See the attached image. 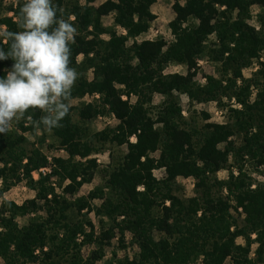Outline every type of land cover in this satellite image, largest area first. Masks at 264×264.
<instances>
[{
	"label": "trees",
	"instance_id": "trees-1",
	"mask_svg": "<svg viewBox=\"0 0 264 264\" xmlns=\"http://www.w3.org/2000/svg\"><path fill=\"white\" fill-rule=\"evenodd\" d=\"M83 1L54 0L66 19L74 16L79 31L72 45L71 66L80 74L73 99H99L71 106L63 127L50 131L68 158L56 159L51 173L40 174L38 180L33 173L49 163L39 149L27 151L26 135L43 144L49 131L22 119L7 135L0 134V199L24 181L36 192L30 205L2 200L4 264H96L116 238L124 246L126 232L139 251L132 260L113 254L110 264H264V185L252 189L253 181L243 170L247 161L258 172L264 166V0H174L176 17L167 26L171 39L133 40L131 46L129 39L149 31L157 0H106L98 6L97 0ZM24 2L5 7L0 0V26L6 31L21 30L18 15ZM11 12L13 17L7 15ZM108 16L126 36L103 25ZM254 19L259 31L252 26ZM0 47L7 51V41L0 38ZM203 60L216 66L217 75H204L206 82L200 84L196 77ZM256 62L259 69L245 78L243 71ZM13 63L0 61V78ZM172 64L187 67V74H165ZM183 94L190 102L216 103L226 111L227 122L200 126L194 118L187 121L179 99ZM155 95L164 98L159 106L153 105ZM29 114L33 120L42 115L31 109ZM106 115L114 116L118 125L92 133L88 124ZM108 145L127 151L110 156V164L100 169L95 156ZM224 168L231 169L230 176L219 181L216 174ZM159 169L165 170L163 180L154 176ZM97 173L104 184L76 197ZM54 177L60 194L51 183ZM179 178L195 180V196L175 194ZM240 209L245 215L241 227L232 214ZM91 213L99 227L79 218ZM26 217L28 223L20 227L17 219ZM239 238L244 245L237 244ZM91 245L96 250L85 258L83 248Z\"/></svg>",
	"mask_w": 264,
	"mask_h": 264
},
{
	"label": "clouds",
	"instance_id": "clouds-1",
	"mask_svg": "<svg viewBox=\"0 0 264 264\" xmlns=\"http://www.w3.org/2000/svg\"><path fill=\"white\" fill-rule=\"evenodd\" d=\"M20 31H0L7 51L0 47V61L14 63L0 78V134L15 123L32 120L36 128L63 127L71 111L72 90L80 74L72 67V45L78 28L54 0H25L18 15ZM42 115L33 120L29 110Z\"/></svg>",
	"mask_w": 264,
	"mask_h": 264
},
{
	"label": "rangeland",
	"instance_id": "rangeland-1",
	"mask_svg": "<svg viewBox=\"0 0 264 264\" xmlns=\"http://www.w3.org/2000/svg\"><path fill=\"white\" fill-rule=\"evenodd\" d=\"M16 0H5V7L6 5L11 4L12 2L15 3ZM25 1V0H24ZM67 1H72L75 2L76 0H67ZM80 3H84L83 0H78ZM106 0H97L95 3V6L100 5L101 3L105 2ZM173 3L174 0H157L155 4L151 7V12L154 15L155 19L150 23V28L147 34L141 35L140 37H137L135 39H129L127 42V46H131L133 44V40L136 42H142L144 40H153V41H158L160 39H163L165 41H169L171 38H169L167 26L169 25L170 22H172L176 15L173 11ZM255 13L254 15H257L259 13L258 8H254ZM9 17H13V13H8L7 14ZM1 18V14H0ZM72 20H74V16L71 17ZM16 21V19H15ZM103 25L105 27H108L110 29H114L116 33L119 36H126L127 31L122 28L119 25L114 24V19L112 16L104 17L103 20ZM252 26L256 29V31L260 30V24L257 22V19H254L252 22ZM0 31H6L5 26H0ZM105 39H109L108 36H105ZM83 60V56H79L78 61L81 62ZM261 61L264 62V58L260 59ZM258 64L256 62L255 66L251 69H245L243 71V75L245 78H251L252 74L256 72L259 68L257 67ZM199 71L198 75L196 77V81L198 83H205L206 80L203 78L204 75H212L216 76L217 75V69L216 66H214L212 63L207 62V61H199ZM187 67L181 66V65H175L172 64L170 65L166 70L165 74H180V75H186L187 74ZM89 80L92 79V73L89 72L88 74ZM180 105L182 107V115L187 121H192L193 118L196 119V123L202 126L204 123H216V124H224L227 122V114L226 111L221 110L218 108L217 104L214 102H208V103H199V102H190L189 98L186 95H180ZM124 100L126 98L123 96ZM99 99V95H94V96H89L86 95L83 99H73L72 100V107L78 108L81 103H92L95 100ZM164 101V98L160 97L159 95H155L153 98V105L159 106L162 102ZM76 111H74V117L77 120V115ZM208 115V119L206 120L204 115ZM118 125V120L114 116H102L99 117L93 121H91L88 126L90 128V131L92 133H96L99 131L104 130L107 127L114 128ZM46 134L44 135L46 137V140L43 144H40L39 142H36L35 139L28 134L26 137L29 139V142L25 145V148L27 151L30 153L33 149H39L40 152L42 153L43 156L46 157L49 163L48 168H43L39 172H34L33 173V178L35 180H38L40 178V174L42 175H47L51 173V170L55 166V160L56 159H67L68 155L67 153L59 149L56 145L55 139L52 138L50 132H45ZM39 138L43 136L42 132H38ZM132 142H135V138L131 139ZM237 143L240 144L239 140H237ZM221 148L224 147V144L220 146ZM126 147L122 148H115L112 146H107L106 150L104 153L99 154L95 156L97 158V161L100 165V169H105L111 162L110 156L114 155V158H117L118 156L122 155L125 153ZM160 152H157L153 155L156 159L159 158ZM232 161V160H231ZM231 161L229 164L226 166L228 167L231 165ZM2 163L0 162V169L2 167ZM234 171V174L237 175L238 171L237 168H231ZM231 169L229 168H224L220 170L217 174L216 177L219 181H226L228 180L230 176V171ZM255 166L252 165V163L243 162V170L248 173V175L251 177L253 181V186L252 189H255L258 184L264 185V166L260 167L259 172L255 170ZM154 176L158 180H163L166 177L165 170L164 169H159L155 170ZM51 183L54 184L56 187V191L58 194L62 192V189L59 187L58 184V179L56 177L51 179ZM68 182H66L64 185H66ZM104 184L102 174L97 173L94 175L92 178V181L88 184H85L79 191V193L76 195V197H81V196H87L93 189L100 187ZM2 185V181H0V186ZM175 194L178 195L179 197L183 198H190L195 196V180L193 178H179L176 183L175 187ZM226 193L223 192V196H225ZM36 192L33 190H30L27 186L25 181L18 184L17 186L13 187L9 191L4 193L3 199L6 201H12L15 202L17 205H30L34 200H35ZM0 199V207L2 204V200ZM99 204V202H96ZM95 203V204H96ZM96 204V205H97ZM166 205H169V202L166 203ZM234 205V204H233ZM86 212V211H84ZM232 214L234 218L237 221V224L241 227L245 224V215L242 213V210L240 209L238 212H235L232 210ZM32 216V215H31ZM75 218H77V215L75 212H73V215ZM82 222L86 220H90L94 223L96 227L98 226V219L95 217L94 213L89 214L86 218L85 216L79 217ZM29 221V217L26 218H18L17 222L20 227L23 225L27 224ZM255 236L252 235V239H254ZM237 244L239 245H244L245 241L243 238L237 239ZM257 245L252 246V251L256 249ZM96 250L95 245H91L88 247L83 248V255L85 258H88L89 255L92 253V251ZM139 251V248L137 247L136 244H133L132 242V235L129 232L125 233L124 236V246L120 243L118 238H116L110 247L105 248V257L103 260L96 264H110L112 261H114L113 254H116L118 260H123L125 257H129L131 260L133 259L134 255H136ZM252 257L254 256L253 254L251 255ZM0 264H4L2 259L0 258ZM195 264H200V261L195 263Z\"/></svg>",
	"mask_w": 264,
	"mask_h": 264
}]
</instances>
